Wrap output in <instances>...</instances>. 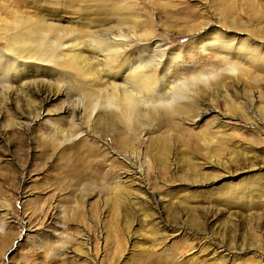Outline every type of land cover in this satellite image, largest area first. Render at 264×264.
Wrapping results in <instances>:
<instances>
[{
	"label": "rangeland",
	"instance_id": "rangeland-1",
	"mask_svg": "<svg viewBox=\"0 0 264 264\" xmlns=\"http://www.w3.org/2000/svg\"><path fill=\"white\" fill-rule=\"evenodd\" d=\"M104 4H131L152 24L147 43L179 56L170 82L223 69L227 61L238 66L239 81L218 72L199 83L201 115L157 116L131 144L103 131L89 142L82 133L62 142L48 121L69 129L56 118L63 98L47 103L27 127L7 129L17 116L6 102L0 264H264V96L252 91L263 87L264 95V0H0V34L21 18L61 26L101 19L96 10ZM220 37L235 40L226 48L233 52H203ZM235 50L248 54L237 58ZM234 84L254 94L251 102L245 95L251 120L218 95L231 97ZM208 104L213 111L206 112ZM72 250L89 251L85 257Z\"/></svg>",
	"mask_w": 264,
	"mask_h": 264
},
{
	"label": "bare ground",
	"instance_id": "bare-ground-1",
	"mask_svg": "<svg viewBox=\"0 0 264 264\" xmlns=\"http://www.w3.org/2000/svg\"><path fill=\"white\" fill-rule=\"evenodd\" d=\"M96 11L104 17L97 20L88 17L67 26H61L57 19L32 21L30 18L2 26L5 36L0 34V40L5 41L6 47L0 49V122L4 120L1 109L6 102L10 101L17 116L9 120L7 129L12 125L27 127L47 103L63 98L56 118L68 122L69 129L48 121L51 131L62 142L78 133L84 134L83 141L89 142L98 139L103 131L114 133L121 143L131 144L133 138H143L141 131L157 116L170 118L177 114L194 118L201 115L203 112L197 107L201 103L197 92L201 90L199 83H208L218 72L239 81L238 66L226 60L219 71H199L170 82L169 74L179 56L175 53L167 56L164 46L157 41L147 43L153 33L149 21L138 18L131 4H104ZM230 43L234 44L235 40L228 42L220 37L206 42L202 50L215 47L223 52ZM235 53L239 58L247 52L235 50ZM262 88L257 86L252 90L256 99L263 98ZM240 92H243L242 102L237 99ZM218 95L225 104H231L232 112L240 111L243 117L252 119L251 109L245 107V95L250 102L253 96L250 91L234 84L231 97L226 92ZM209 102L213 99L206 100V104ZM207 109L212 110L209 104L206 112ZM261 109L258 114L263 115L264 108ZM49 143H54L51 138ZM85 147V143L81 144L76 151L81 153ZM73 169H69L72 174ZM132 175L141 178L140 171L134 170ZM123 179L127 181L128 177ZM115 184L122 185V179H116ZM84 246L81 243L82 249ZM88 251L70 252L87 257Z\"/></svg>",
	"mask_w": 264,
	"mask_h": 264
}]
</instances>
